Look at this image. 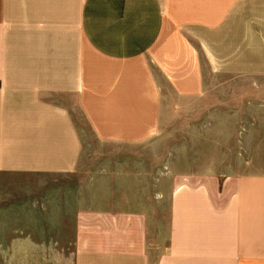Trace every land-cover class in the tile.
Here are the masks:
<instances>
[{
  "label": "crops",
  "instance_id": "crops-1",
  "mask_svg": "<svg viewBox=\"0 0 264 264\" xmlns=\"http://www.w3.org/2000/svg\"><path fill=\"white\" fill-rule=\"evenodd\" d=\"M204 73L264 74V0H0V250L56 249L34 235L64 233L70 217L71 256L38 264H264V173L170 167L163 229L142 208L81 209L78 189L5 188L7 175L79 173L86 131L143 152L171 120L165 90L183 104ZM119 163L108 182L94 169L76 185L111 200Z\"/></svg>",
  "mask_w": 264,
  "mask_h": 264
},
{
  "label": "rangeland",
  "instance_id": "rangeland-1",
  "mask_svg": "<svg viewBox=\"0 0 264 264\" xmlns=\"http://www.w3.org/2000/svg\"><path fill=\"white\" fill-rule=\"evenodd\" d=\"M202 83V91L180 105L177 104L179 96L171 89L165 90V94L172 97L167 105L171 120L161 122L159 136L145 143L143 152H132L134 150L129 148L113 152L112 146L91 138L86 131L83 142L87 145V154H83L79 173L7 175L6 179L16 182L5 188L16 195L24 192L72 194L78 189L80 194H85L84 200L80 199L81 209L142 208L152 213V226L160 225L163 229L167 221L170 167L178 168L177 172L264 173V74L217 76L204 73ZM80 126L84 127L83 123ZM117 163L122 164L124 170H116L111 179L114 185L111 200L96 204L90 201L87 195L93 193L94 187L76 185L77 178L85 183L95 169L101 182H108L105 168H114ZM103 188L96 186L95 191L99 194ZM127 194H131L130 199ZM70 222V217H65L64 233L34 235L36 240L52 238L58 242L56 249L0 250V263L23 264L19 258L24 261L29 257L36 260L33 264H38L43 256L49 259L55 255L60 257V253L64 258L71 256ZM9 253L11 257L15 255L16 261L10 257L8 262ZM48 264L53 263L49 260Z\"/></svg>",
  "mask_w": 264,
  "mask_h": 264
}]
</instances>
